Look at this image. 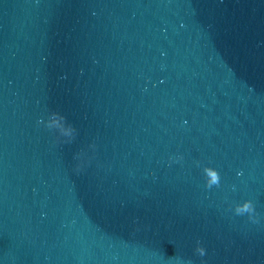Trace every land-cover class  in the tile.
I'll return each instance as SVG.
<instances>
[{
	"label": "water",
	"instance_id": "1",
	"mask_svg": "<svg viewBox=\"0 0 264 264\" xmlns=\"http://www.w3.org/2000/svg\"><path fill=\"white\" fill-rule=\"evenodd\" d=\"M0 264H264V0H0Z\"/></svg>",
	"mask_w": 264,
	"mask_h": 264
},
{
	"label": "clouds",
	"instance_id": "2",
	"mask_svg": "<svg viewBox=\"0 0 264 264\" xmlns=\"http://www.w3.org/2000/svg\"><path fill=\"white\" fill-rule=\"evenodd\" d=\"M39 123H41V121ZM93 147H95V145H93ZM204 171L206 173V176L210 177V180H207V187L211 188L212 185H220L221 178L219 172L216 169L206 167ZM239 175H242V173H239ZM236 213L239 215L248 213L250 214V218L255 219V206L251 200L245 201L242 207H237ZM196 251L200 256H204L206 254V249L202 246L197 247Z\"/></svg>",
	"mask_w": 264,
	"mask_h": 264
}]
</instances>
